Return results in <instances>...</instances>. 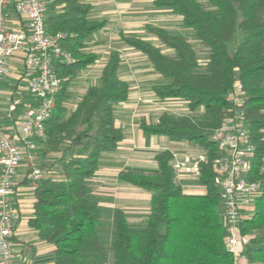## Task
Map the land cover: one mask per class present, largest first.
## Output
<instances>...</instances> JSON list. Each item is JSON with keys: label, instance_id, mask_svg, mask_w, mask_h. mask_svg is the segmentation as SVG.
<instances>
[{"label": "trees", "instance_id": "1", "mask_svg": "<svg viewBox=\"0 0 264 264\" xmlns=\"http://www.w3.org/2000/svg\"><path fill=\"white\" fill-rule=\"evenodd\" d=\"M154 4L182 17L184 28L192 31V39L205 56L201 62L188 37L172 35L161 27L146 29L172 54L146 40L122 37L168 81L155 86L156 96L181 100L189 109L183 116L163 113L158 123L144 124L142 129L208 151L210 162L201 164L197 181L206 193H184L171 164L173 155L166 150L155 156L156 171L129 170L119 175L121 181L151 193L144 225H130L122 209L109 212L100 206L90 181L103 155L116 151L125 138L116 127L114 109L128 100L130 84L120 78V52L112 51L100 84L87 89L76 109L69 111L70 79L97 60L96 55L81 49L104 23L89 22L92 8L80 0H56L48 14L49 30L72 35L63 46L77 61L55 64L61 89L46 125V137L41 140L43 156L52 154V164L46 160L36 163L43 177L34 191V213L28 225L40 240L54 246L55 264H109L110 259L113 264H239L225 245L230 233L214 182L211 160L217 147L211 135L235 112L236 106L227 96L240 83L245 93L242 109L255 146L249 179L262 188L250 216L239 224L240 236L248 238L241 257L248 264H264V0H156ZM238 31L245 37L230 51L228 44ZM79 147L80 158L74 160L70 155ZM24 163L30 174L32 165ZM28 183L26 177L22 184ZM110 224L112 239L107 242L102 229Z\"/></svg>", "mask_w": 264, "mask_h": 264}, {"label": "built area", "instance_id": "2", "mask_svg": "<svg viewBox=\"0 0 264 264\" xmlns=\"http://www.w3.org/2000/svg\"><path fill=\"white\" fill-rule=\"evenodd\" d=\"M55 1L0 0V94L1 82L11 71L10 63L19 60L23 65L20 74L23 91L28 96L23 100L18 92L7 105V118L19 126L17 135L6 132L0 112V264H18L13 234L19 170L26 165L25 161L32 165L27 178L34 189L43 177L42 170L36 166L38 152L62 83L55 64L69 65L77 61L63 46L72 35L49 30L48 14ZM227 100L233 102L236 110L227 115L211 135V141L217 147L211 166L222 201V216L230 233L225 242L226 249L240 263L248 238L240 236L239 224L250 216L262 188L249 179L255 146L249 134L246 112L242 109L245 93L240 83H236ZM209 162V152L203 151L176 154L172 166L177 179L183 176L199 179L201 164Z\"/></svg>", "mask_w": 264, "mask_h": 264}, {"label": "crops", "instance_id": "3", "mask_svg": "<svg viewBox=\"0 0 264 264\" xmlns=\"http://www.w3.org/2000/svg\"><path fill=\"white\" fill-rule=\"evenodd\" d=\"M87 5H90L93 10V6L91 4ZM106 24L107 23L105 22L104 26H106ZM103 27L100 30H102ZM146 28L147 26H145V30H147ZM97 33L93 35V38L89 42L85 43V48H82L81 52L84 54L96 55L98 60V55L95 52L88 51L90 44L92 43ZM96 62L78 73V75L74 78L70 79L68 87V101L66 103L70 112H73L76 109L77 104L82 99H80V101L74 106V108L69 107L71 97L70 89L72 82L81 74H85L89 69H91L96 64ZM105 64L101 69V75ZM151 66L155 71L152 64ZM10 67L11 71L9 76L1 82L0 112L4 117L6 132L11 136H15L19 133V126L16 121L7 118V105L9 101L17 95L18 92L21 93L23 100H25V97H27V95L23 91L24 82L20 78V74L23 68L22 63L19 60H15L10 63ZM124 81L128 82V80ZM128 83L130 84V82ZM90 87L91 86H89L87 89H89ZM154 88L155 86L153 87V92ZM87 89L82 94V97L84 96ZM136 95L137 94L135 93L134 95L132 94V88L130 85V94L128 100L115 106V124L116 127L123 130L125 138L118 144V148L116 151L105 153L100 159L99 170L91 179L90 185L92 188L93 196L98 200L102 208L108 210H113L115 208L122 209L125 211L126 215H128L129 221L132 217L134 219L141 218L143 217L142 215L146 213L145 220L143 222L145 223L150 213L151 193L142 189H137L130 184L121 181L119 179L120 173L129 170L142 171L146 173L154 172L158 169V164L155 160V156L160 152L166 150H169L172 153L173 157L176 154H199L205 150H201L197 147H192L187 142H173L170 141L167 137L146 133L142 129V125L156 124L159 122L158 117L156 119L149 120L153 108H148L146 106L142 107L140 102L137 101V98L135 97ZM154 95L156 96L155 92ZM139 120H141V122ZM178 145L181 146L180 148H182V150H179L178 152L174 151L173 148ZM150 154H153L152 160L151 158H149ZM24 168L25 171L22 170V168L19 170V174L17 177V195L15 198L16 225L14 228L13 242L15 251L18 255V264H55L54 246L40 240L37 232L31 229L28 225V222L34 213L33 205L35 202V189L31 186L30 183L22 184L23 180L28 177L25 164ZM178 179L177 180L179 181V184L182 185L185 194L204 195L206 193V190L197 182L198 179H194L190 176H183ZM191 180H193L194 183H187ZM239 262V264H248L245 258H241Z\"/></svg>", "mask_w": 264, "mask_h": 264}, {"label": "rangeland", "instance_id": "4", "mask_svg": "<svg viewBox=\"0 0 264 264\" xmlns=\"http://www.w3.org/2000/svg\"><path fill=\"white\" fill-rule=\"evenodd\" d=\"M155 1L156 0H80V2L84 5L91 4L93 6V10H91L88 14L89 22H106L107 24L95 35L88 49L89 52H95L98 55L96 64L85 74H81L72 82L70 89V108H74V106L82 98L84 91L89 86H98L100 84L99 78L101 75V69L106 63L110 52L116 50L120 52L121 58L123 59L120 68L121 78L130 82L132 94H137L135 97L137 98V101L140 102L142 107L146 106L148 108H153L149 120L156 119L158 117L159 121L163 113H171L176 116H183L189 113L187 103L181 100L159 99L154 95L153 87L167 83L168 81L162 79L160 75L153 70L147 58L140 52L129 48L122 38L125 36L146 40L153 43L157 47H160L166 54H172L171 51L165 48L156 36L149 34L147 30H145V26L148 25L161 27L168 30L172 35L188 37L196 46V49L200 54V58L202 59L201 62L204 61L205 51L199 43L192 39V31L184 28L182 17L174 14L170 10L159 9L153 3ZM244 37L245 34L238 31L236 37L228 44L230 51H232L236 45L244 39ZM139 121L141 122V120ZM180 147L181 146L178 145L173 149L178 152L179 150H182ZM44 149L45 147H40L38 160H46V162L52 164V154L47 155V157L44 158ZM80 151L81 147L75 149L70 155L71 158L74 160L80 158ZM153 154L149 155L151 160L153 158ZM24 169L25 168L23 167L22 170ZM178 180L176 178L177 183H179ZM191 182L194 183L193 180L188 181L187 183ZM108 211L111 212V210ZM109 215H107V221L110 220ZM126 216L128 219V215ZM142 216L143 217L138 219H134L133 217L130 218V221L128 220L129 224L137 227L141 226V224L143 225L146 213ZM111 233L112 225H106L102 229L103 239L110 242L112 239ZM109 264H113L112 259H110Z\"/></svg>", "mask_w": 264, "mask_h": 264}]
</instances>
